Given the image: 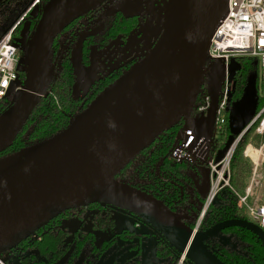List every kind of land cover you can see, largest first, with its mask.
<instances>
[{"label":"water","instance_id":"95a60500","mask_svg":"<svg viewBox=\"0 0 264 264\" xmlns=\"http://www.w3.org/2000/svg\"><path fill=\"white\" fill-rule=\"evenodd\" d=\"M227 4L228 0H167L161 32L143 57L106 86L67 127L0 157V252L24 240L60 212L95 202H107L142 217L176 252L185 253L191 264H227L205 239L230 225L247 227L264 242V229L253 220L232 217L195 229L150 192L115 177L137 152L181 119L184 128L194 132L189 149L196 151L203 138L206 148L202 161H206L224 63L209 68L211 105L207 114L200 118H191L190 114L211 38ZM42 8L27 42L26 84L0 113V150L12 144L22 131L55 75L59 54L52 67L45 65L47 58L51 60L50 45L82 15L78 9ZM95 33L96 29L80 33L71 52L76 75L72 94L76 98L83 81L94 73L96 45L91 46L89 64L83 61V49L86 38ZM257 81L258 72H251L242 95L234 100L229 113L230 134L218 149L216 161L256 114ZM118 256L102 264H114ZM0 262L5 264L1 258Z\"/></svg>","mask_w":264,"mask_h":264},{"label":"trees","instance_id":"16d2710c","mask_svg":"<svg viewBox=\"0 0 264 264\" xmlns=\"http://www.w3.org/2000/svg\"><path fill=\"white\" fill-rule=\"evenodd\" d=\"M40 8L41 12L39 10L30 11L28 13L29 16L24 17L23 20H20L15 26L13 30V38L15 40L18 39L15 36L16 33L21 29L27 32L26 38L29 39V33L33 32L42 15L43 8L42 6ZM94 9L95 8L89 9L88 13ZM26 21L27 23L25 24ZM139 25L140 15L138 13L129 14L117 10L110 17L106 29L102 31L100 42L105 45L119 35L127 37L132 31L136 30ZM89 40L94 41V36H89ZM21 42L22 44H26L25 41ZM58 47L59 41L57 36L48 49L52 61L58 55ZM70 51L71 48L69 47L61 62L59 71L56 70L50 82L47 93L42 96L30 118L25 123L24 128L13 143L0 150V157L41 142L67 127L75 116L84 110L106 86L119 78L131 67L130 65L127 68H116L103 77L95 80L92 91L88 94L87 101L84 104V98H76L72 94L76 76L71 61ZM18 53L24 54L22 49H19ZM145 54L146 52L141 57ZM239 61L240 65L237 70L238 91L236 96L240 97L242 95L249 74L253 71H257L259 92L258 107H261L264 103V97L260 94L262 86V80L259 76L260 67L248 56L239 57ZM8 106L5 100H0V113ZM183 123L184 120L181 119L174 126L161 132L151 145L137 152L115 175L119 180L129 182L150 192L173 209L176 214L177 206L184 204L189 198L190 192L187 189V185L193 183L191 172L195 168L200 170L199 165L189 162H180L170 154L176 133L180 127H182ZM258 123L259 122L253 123L237 144L230 164L231 186H225L219 193L221 198L210 204L203 217L201 229H205L218 221L232 217L252 219L247 208L239 204L237 192L239 193L245 190L248 185L247 178L252 171V161L245 154L246 144L249 141H253L254 144L260 145L263 140V136L256 129ZM229 134L230 126L228 118L222 134L217 141L218 147L221 148L225 145ZM199 196L202 200L205 199L201 192ZM191 203L192 202H190V204ZM97 204L98 202L89 205L94 206ZM191 205L196 208L195 217L191 221L187 218L181 219L191 227H194L202 207L194 203ZM84 206L85 205H82L80 208H72L60 212L39 229L32 232L24 240L7 250L1 251V260H3L5 264H53L58 261L71 247L70 243L72 241L67 238L68 231L62 225V220L78 212H83ZM188 209H190V207ZM98 216L102 223L109 222L114 224L115 222L114 218L108 213L105 215L100 213ZM97 222L99 221L97 220ZM221 230L234 234L244 242L243 246L245 248L244 251L231 249L220 240L212 241L211 237L206 238L205 242L224 262L227 264H264V242L255 232L247 227L239 225H230ZM122 234L124 235L125 231L122 232ZM93 239L94 233L92 231H81L79 235H75L73 240L76 242L77 250L75 253H78L87 241L94 244ZM114 240L115 235L111 238L104 239L100 245L96 243V250H105L113 244ZM157 250V253L160 255L169 252L163 248ZM0 264L2 263L0 262Z\"/></svg>","mask_w":264,"mask_h":264},{"label":"built area","instance_id":"2783aa9c","mask_svg":"<svg viewBox=\"0 0 264 264\" xmlns=\"http://www.w3.org/2000/svg\"><path fill=\"white\" fill-rule=\"evenodd\" d=\"M32 4L40 5L42 3L41 0H33ZM165 4H167L166 0ZM15 26L14 24L11 29L0 38V100H5L8 105L14 101L23 89L26 84L28 73L27 43L20 44L21 46L16 44L13 38ZM151 47L152 45L149 46L148 50ZM19 49H22L24 54H19ZM62 56L60 52L58 60ZM241 56H248L254 62L257 61L262 76L260 94L264 97V0H228L226 12L211 38L208 52L204 60L201 85L190 114L191 118H200L207 114L211 105L209 68L214 63H224L225 75L219 91L218 106L210 137V150L206 161H202L206 148V144L202 142L203 138L201 142L197 144L196 151L189 149V144L194 140V132L192 129H185L184 123L176 133L175 144L172 147L171 156L180 162L205 164L210 167L212 181L205 200L204 212L206 208L215 201L216 197L225 186H231L230 164L235 148L251 125L255 122H259L256 129L263 136L261 144L256 145L252 142L248 143L245 148V154L253 159L255 168L250 183L243 192H237V196L239 204L247 208L252 217L251 220L258 223L264 229V203H257L253 200L252 202L249 201L253 193L254 183L258 181V165L261 163L264 156V103L261 107L257 108L256 114L248 126L237 136L235 142L226 150L224 156L219 161H216V155L220 148L217 145V141L229 118L232 104L234 100L238 98L236 96L238 91L237 70L240 65L239 57ZM232 58L236 59V64L231 65L230 61ZM12 81L15 82V87L11 94L9 91ZM47 91L45 93H47ZM98 204L102 206V208L109 207V203L107 202H98ZM202 215L193 228L198 229ZM178 254L179 260L177 264H191L187 262L188 259L185 253Z\"/></svg>","mask_w":264,"mask_h":264},{"label":"rangeland","instance_id":"374dc122","mask_svg":"<svg viewBox=\"0 0 264 264\" xmlns=\"http://www.w3.org/2000/svg\"><path fill=\"white\" fill-rule=\"evenodd\" d=\"M103 0H41L40 5H33V0H0V38L9 30L11 27L15 24L17 20H23L24 17H28V13L31 11L39 10L41 12V6L45 9H47L49 6H55L59 9H78L80 12H82V15H80V20L85 21L88 16V10L97 7ZM167 1V0H166ZM122 5L123 9L129 13H139L143 17L141 26L138 30H135L130 33L128 39L120 40L121 38H117L114 40V45L110 48L112 51L111 53H108L109 58L106 60V55H103V49L100 51V53L97 55V65L95 64V70L94 73L90 78H87L83 81V89H85L88 86L89 81L93 80L94 78L98 77L101 73L106 72L110 70L111 68L117 66L121 61L127 59L129 56L133 55L135 56L139 50L144 48L146 44L154 42V40L157 39L161 32V28L164 22L163 14H165V9L167 4H164L162 0H115L112 2H108L105 7H102V9L99 10L98 16L95 20L97 21L102 15L107 14L108 12H111L113 9H115L117 6ZM163 12V13H162ZM157 17H160L158 20H155ZM159 22V25L157 26V29L154 27V23ZM27 21L25 22V24ZM93 23V22H92ZM16 25V24H15ZM152 29L155 30V32L152 33ZM34 31V30H33ZM70 28L63 29L60 34L58 35L59 39V50H62L65 41L70 33ZM152 33V34H151ZM33 34L29 33V38ZM19 40L28 42L27 32L23 31L21 29L19 32L15 35ZM15 40L16 44L19 46L22 45V42L19 40ZM28 39V40H27ZM115 56H114V54ZM113 54V55H112ZM23 56V55H22ZM137 58V56H135ZM231 65L236 64V59H231ZM48 64L49 68L54 65L53 61H49V58H47V61L45 62V65ZM60 65V64H59ZM58 65V66H59ZM60 66L57 68L59 71ZM260 78L261 76V69L259 72ZM15 87V82L12 81L10 91L9 93L12 94V91ZM242 139V138H241ZM253 141H249L248 143H252ZM247 143V144H248ZM254 143V142H253ZM246 144V146H247ZM246 148V147H245ZM234 154V153H233ZM251 161H252V171L248 176V184L250 183L254 168H255V162L253 159L247 155ZM264 156L262 158L261 163L258 165V181L254 183L253 186V193L249 198V201L257 203H264ZM201 169L203 173L202 180L200 181V186L204 191L208 190L209 187V180L207 175L209 174V170L207 168V165L201 164ZM221 196H217L215 201L219 200ZM104 208L102 206L96 205V207H90L89 209H86L83 212H79L76 214H73L69 217H65L62 220V225L67 227L69 230L68 238H71L73 236V233L76 229L79 227H82L84 230H88L92 227V219L96 212V222L97 220L102 223L99 220V214L101 213ZM100 212V213H99ZM177 214L180 216V218H190L191 213L186 209V207L181 206L178 210H176ZM113 217L115 218V225L113 228L110 229L108 232L112 231H118L122 230L124 227H128L130 229H135L138 232L144 231L146 236L148 237V240H145V245L149 251H144L141 254V257H144L146 261L144 263L147 264H162L160 262H157V260L154 257L155 250H156V242L158 240L157 235L146 226L138 225L134 219V217H131L130 215H127L125 213H122L120 211L113 212ZM98 223V222H97ZM103 234H99L97 237V241H101ZM213 239L220 240L224 245L228 246L231 249L244 251V242L237 238L234 234L223 232L222 230H218L215 233H213L211 236ZM86 252L89 251L88 246L84 248ZM125 249H123V252ZM109 252L113 253L115 252L114 248H110L108 250ZM130 253V252H129ZM151 258L152 260L148 261L147 259ZM125 260H127V253H124L121 255L120 259L117 261L116 264H122Z\"/></svg>","mask_w":264,"mask_h":264},{"label":"flooded vegetation","instance_id":"af4514ba","mask_svg":"<svg viewBox=\"0 0 264 264\" xmlns=\"http://www.w3.org/2000/svg\"><path fill=\"white\" fill-rule=\"evenodd\" d=\"M112 1H115V0H103L97 7H95L94 10H92L90 13H88V16H87L85 21H81L80 17H79L78 19H76L74 22H72L70 25L67 26L68 28L71 29V31H70V33H69V35L65 41V44H64L62 50H59V47H58V54L61 52V54L63 56L58 60L56 70L61 65V62H62L63 58L65 57L66 52L69 49V47L71 48L70 52H72L73 46H74L79 34L82 33L83 31L96 29L95 34L89 35V36H94L95 40L90 41L89 36H88L84 42L83 61L85 64L90 63V52H91V46L92 45H96V62H95V64H96L97 63V55L100 53V51L102 49H103V55L105 54L106 60H108V58H109L108 53H111V51H112L110 48L114 45V43H113L114 40H116L117 38H121L120 40H122V42H123L124 40L128 39L130 34L127 37H123V36L119 35L105 45L100 42L101 33H102V31H104L106 29V27L108 25V21L110 20V17L117 10H121L124 13H129L123 9L122 5H119L115 9H113L111 12H108L107 14L102 15L97 21H95L97 16H98L99 10L102 9V7H105L108 2H112ZM162 2L164 4V0H162ZM129 14H133V13H129ZM139 15H140V25L136 30H138L140 28L141 22L143 19L141 14H139ZM163 15H165V14H163ZM94 18H95V20H94ZM159 18L160 17H157L155 20H158ZM163 18H164V16H163ZM158 25H159V22L154 23V27L156 29H157ZM153 32H155V30L152 29V33ZM58 41H59V39H58ZM155 41L156 40H154V42ZM154 42L147 43L144 48L139 50L138 53L135 55V56H137V58L133 55L129 56L127 59L121 61L117 66L111 68L110 70H108L106 72L101 73L98 77L89 81L88 86L85 89H83V86H82V90H81L79 97L84 98L83 103L84 104L86 103L88 94L91 93L95 80L99 79L100 77H103L104 75L108 74L109 72H111L112 70H114L116 68H119V67L120 68H127L130 65L132 66L139 58H141V56L145 52L148 51L149 46L153 45ZM87 47H88V49H87ZM114 56H115V54H114ZM72 90H73V88H72ZM174 144H175V140H174ZM174 144H173V146H174ZM171 150H172V148H171ZM171 150H170V154H171ZM197 165L200 166L199 167L200 170L195 168L191 172L192 177H193V183L192 184L189 183L187 185V189L190 192L189 198L184 204L178 205L176 210H178L179 207H181V206L186 207V209L189 211V213H191L190 218L188 219L189 221H191L196 215V208H194L193 205H191V204L194 203V204L201 205L202 209L200 211L199 217L202 215V213H203V215H202L200 224L198 226V229H201V223H202L203 217H204L208 207L210 206L209 205L206 208V210L203 212L205 200H206L207 194H208L210 186H211L212 174L209 171V174L207 175L208 180H209V187H208V190L204 191L202 189V187L200 186V181L202 180V177H203L201 164H197ZM200 192L205 197L204 200H202L200 198V196H199ZM190 202H192V203L190 204ZM97 205H99V204H97ZM108 205H109L108 208H104L101 211L102 215H105L108 213L111 217H113V212H115V211L116 212L120 211L122 213H125L124 211H121V210L117 209L116 207H114L110 204H108ZM80 207H82V206H79L76 208H80ZM90 207H92V205H85L84 211H86V209H89ZM93 207H96V205H94ZM189 207H190V209H188ZM84 211H83V214L85 213ZM125 214L130 215L131 217H134V219L138 225L149 227L157 235L158 240L156 242V250H155V254H154V257L157 260V262H160L162 264H177V262L179 260V254L176 253V251L166 242L167 240L155 228H153L149 223H147L142 217H139L135 214H130V213L129 214L125 213ZM199 217H198V219H199ZM198 219H197V221H198ZM114 220H115V218H114ZM197 221H196V224H197ZM115 223H116V221L114 222V224H111L109 222H103V223L98 222V223H96V214H95L93 219H92V227L91 228H89L88 230H84L82 227H79L78 229H76L74 231L73 236L71 238H68V234H67V238L69 240H72L70 243L71 247L62 256V258H60L58 261L54 262L53 264H58V262L61 260L63 262H61L60 264H102L104 261H106L111 256H113L117 253H119V256H118L117 260L114 262V264L117 263V261L120 259L121 255H123L124 253H127V260H125L122 264H147V263H144V261H146L144 259V257H141V254L144 251H149L147 248H145L146 245L144 244L145 240H148V237L146 236L145 232L144 231L138 232L135 229H130L128 227H124L122 230L108 232V231H110L111 228L114 227ZM65 228L69 233V230L67 229V227H65ZM81 231L82 232L92 231L94 233V239H93L94 244H92L90 241H87L83 245L81 250L78 253H75V251L77 249H76V242L73 241L74 236L77 234L79 235ZM124 231H125V234L123 235L122 232H124ZM99 234H103V236L101 238V241L98 242L97 237ZM113 235H115V240H114L112 245H110L108 248H106L105 250H102V251L96 250V243L98 245H100L104 239L111 238ZM215 240H217V239L212 238V241H215ZM86 246H88V248H89L88 252H86L84 250V248ZM110 248H114L115 252H113V253L109 252L108 250ZM162 248L165 249L166 251H169V252H167L166 254H162V255L158 254L157 249H162ZM123 249H125L124 250L125 252H123ZM147 260L151 261L152 259L149 258ZM187 262H188V260H187Z\"/></svg>","mask_w":264,"mask_h":264},{"label":"crops","instance_id":"0c3cea01","mask_svg":"<svg viewBox=\"0 0 264 264\" xmlns=\"http://www.w3.org/2000/svg\"><path fill=\"white\" fill-rule=\"evenodd\" d=\"M149 43V42H148Z\"/></svg>","mask_w":264,"mask_h":264}]
</instances>
